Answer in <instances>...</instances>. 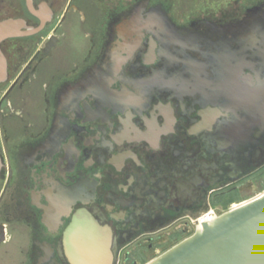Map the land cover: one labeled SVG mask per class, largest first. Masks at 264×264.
Segmentation results:
<instances>
[{
	"label": "flooded vegetation",
	"instance_id": "flooded-vegetation-1",
	"mask_svg": "<svg viewBox=\"0 0 264 264\" xmlns=\"http://www.w3.org/2000/svg\"><path fill=\"white\" fill-rule=\"evenodd\" d=\"M0 2V264H71L80 226L146 264L264 194V0Z\"/></svg>",
	"mask_w": 264,
	"mask_h": 264
},
{
	"label": "water",
	"instance_id": "water-1",
	"mask_svg": "<svg viewBox=\"0 0 264 264\" xmlns=\"http://www.w3.org/2000/svg\"><path fill=\"white\" fill-rule=\"evenodd\" d=\"M28 7L32 0H26ZM12 21L0 23V41ZM5 74L0 68V79ZM71 264H111L110 233L80 226ZM146 264H264V194L205 220L189 237Z\"/></svg>",
	"mask_w": 264,
	"mask_h": 264
},
{
	"label": "rangeland",
	"instance_id": "rangeland-1",
	"mask_svg": "<svg viewBox=\"0 0 264 264\" xmlns=\"http://www.w3.org/2000/svg\"><path fill=\"white\" fill-rule=\"evenodd\" d=\"M18 2L19 0H0L2 3L6 2ZM165 7L170 11V13L175 15V17L189 16H199L202 13L212 12L216 8L222 5H226L222 12L227 11V9L234 8L235 0H160ZM247 202V201H246ZM244 203V202H242ZM238 203V204H242Z\"/></svg>",
	"mask_w": 264,
	"mask_h": 264
},
{
	"label": "bare ground",
	"instance_id": "bare-ground-1",
	"mask_svg": "<svg viewBox=\"0 0 264 264\" xmlns=\"http://www.w3.org/2000/svg\"><path fill=\"white\" fill-rule=\"evenodd\" d=\"M236 208V207H235Z\"/></svg>",
	"mask_w": 264,
	"mask_h": 264
}]
</instances>
